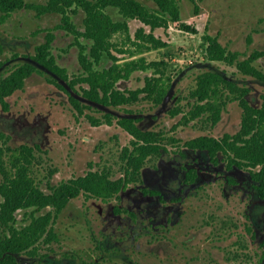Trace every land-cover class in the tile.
<instances>
[{
  "label": "rangeland",
  "instance_id": "obj_1",
  "mask_svg": "<svg viewBox=\"0 0 264 264\" xmlns=\"http://www.w3.org/2000/svg\"><path fill=\"white\" fill-rule=\"evenodd\" d=\"M27 1L44 4L47 0ZM138 1L152 10L156 8L152 0ZM177 1L181 6L180 22H171L168 29L157 31L169 46L144 55L149 62L164 60L168 63L163 77V82L170 87L165 102L157 107L142 95L136 103L126 107L93 105L91 110H86V115L103 120L106 112L111 111L115 118H137L140 128L162 131L167 137L177 136L183 141L206 134L221 137L238 132L242 110L238 102L230 100L231 96L227 97L229 103L216 126H211L207 116L178 126L190 109V94L196 87L198 75L206 71L218 72L249 87L250 102L254 106L261 105L264 82L243 75L236 66L210 61L204 37H216L229 50L242 53L241 59L252 50H264V0H195L198 14L194 12L195 3ZM110 13L116 20L121 18L115 8H111ZM84 17L82 12L73 16L78 26H82ZM60 22V14L37 18L34 11H16L6 24L0 25L6 62L0 74L33 61L36 47L45 41V33L37 31ZM185 26L196 31H187ZM137 28L139 24L133 22L131 31L135 33ZM57 33L53 52L58 64L67 69L71 77L77 76L81 67L74 37L61 31ZM249 35L253 37L251 46L247 44ZM123 39L125 36L116 35L114 40L122 42ZM127 57L120 55L121 63ZM261 62L264 66V60ZM111 63L107 58L104 66ZM39 70L27 80L24 90L8 99V111L0 106V131L10 135L9 145L13 148L22 144L39 145L35 170L41 188L47 191L50 186L85 175L91 169H107L113 178H120L123 150L132 137L116 121L112 125L102 123L93 127L88 116L80 114L71 103L69 93L52 82L53 75L45 69ZM143 77V73L135 72L130 81H122L120 85L137 90L145 86ZM76 89L80 92L79 86ZM69 92L73 97L82 98ZM178 109L182 113H178ZM208 159L206 152L193 151L182 144L169 145V151L150 159L144 166L145 187L159 190L165 200L185 198L186 207L174 210L171 223H168L170 215L165 205L157 198L144 197L141 185L139 189L121 193V201L104 203L81 196L71 201L54 223L60 240L48 248L41 246V252L50 255L48 260L54 264H70L73 256L91 254L94 247L103 242L112 252H117L98 264H129V260L132 263L138 260V264H259L264 253V199L245 169H236L230 174L236 184L226 188L219 178L216 184L205 186L209 174L199 177L193 186L185 185L186 170L202 168ZM225 165L221 162V166ZM2 178L0 171V182ZM121 207L131 210L135 218L123 213L113 216L114 210ZM27 219L25 212H19V225ZM171 236H176L174 242H170ZM182 242L193 247L192 250H186ZM133 248L141 252L138 257L131 254ZM22 257L27 259L26 255ZM87 260L85 258V262H89Z\"/></svg>",
  "mask_w": 264,
  "mask_h": 264
},
{
  "label": "trees",
  "instance_id": "obj_2",
  "mask_svg": "<svg viewBox=\"0 0 264 264\" xmlns=\"http://www.w3.org/2000/svg\"><path fill=\"white\" fill-rule=\"evenodd\" d=\"M154 1L160 12L137 0H47L45 4L0 0V25L9 19L11 13L25 8L35 11L38 17L54 13L62 16L60 25L43 30L46 32L45 42L37 46L33 60L53 75L52 82L59 89L69 93L71 103L80 114L86 115V110H91L93 105L126 107L136 103L142 95L159 106L165 102L170 88L163 82L168 63L164 60L149 62L144 55L168 47V43L152 31L167 26L168 21L179 22L181 17L176 0ZM109 8L117 9L124 19L146 23L152 31L140 28L133 34L129 23L123 19L115 20L108 12ZM80 11L85 15L82 26H78L73 19ZM185 27L188 31H196L190 26ZM58 29L67 31L75 38L81 67L77 76L71 77L67 69L58 64L53 53L55 31ZM116 35H123L125 39L115 41ZM204 39L210 61L236 66L243 75L264 82V66H261L264 50H252L241 59L242 53L227 49L216 37L206 35ZM247 44H253L251 35L247 38ZM4 54L5 48L0 38V73L6 65ZM120 55H127L128 59L121 63ZM107 58L113 63L105 67L103 63ZM37 67L26 62L0 74V106L3 111L9 110L8 99L25 89L27 79L38 71ZM137 71L154 73H149L145 78L144 87L121 91L119 83L128 80ZM196 82L190 94V109L178 126L190 124L204 116H207L211 126H216L229 103L227 97L231 96L230 100L238 102L242 110L239 131L221 137L200 135L183 141L177 136L167 137L162 131L143 130L137 125L138 120L133 118L118 119V124L132 137L130 145L123 150L122 176L118 179L113 178L112 172L107 169L90 170L70 181L50 186L46 191L41 188L35 170L39 146L22 144L13 148L9 145L10 135L0 131V171L3 176L0 182V264H21L24 254L37 257L41 246L58 242L59 235L54 223L73 199L85 196L103 202L121 201L123 189L130 184H143L142 168L150 159L169 150V145L178 147L182 144L190 150L208 153L215 163L222 159L230 168L245 169L264 198V95L261 105L254 106L248 98L251 92L249 87L241 86L214 71L199 74ZM78 86L81 93L76 89ZM69 90L81 94L83 100L73 97ZM85 101L89 103L85 104ZM176 111L182 113L180 109ZM86 116L94 125L113 123L112 114H105L103 120L89 114ZM196 178L197 171L188 170L187 181L195 182ZM143 191L150 195L158 194V191L148 188ZM22 211L29 219L19 225V212ZM124 211L130 214L126 209Z\"/></svg>",
  "mask_w": 264,
  "mask_h": 264
},
{
  "label": "flooded vegetation",
  "instance_id": "obj_3",
  "mask_svg": "<svg viewBox=\"0 0 264 264\" xmlns=\"http://www.w3.org/2000/svg\"><path fill=\"white\" fill-rule=\"evenodd\" d=\"M25 1H27V0H25ZM138 1V0H137ZM154 3H155V5H156V8H155V11H158V12H160V8H159V6H158V4L154 1V0H152ZM189 1H191V2H193V3H195V0H189ZM28 3H33V2H29V1H27ZM47 2V1H46ZM45 2V3H46ZM140 2V1H139ZM176 2H177V5L179 6V9H180V17H181V6L179 5V3H178V1L176 0ZM44 3V4H45ZM35 4V3H34ZM37 4H43V3H37ZM110 9L111 8H109L108 9V12H109V14H111L110 13ZM198 9H199V7H198V5L195 3V8H194V12H195V14H198L199 12H198ZM16 11H33V10H31V9H23V10H16ZM16 11H14L13 13H11V16L9 17V19L4 23V24H6L9 20H10V18L12 17V15L16 12ZM35 12V11H34ZM80 12H82V11H80ZM36 13V12H35ZM83 13V12H82ZM119 13V12H118ZM54 14H57V13H54ZM45 15H50V14H45ZM44 16V15H43ZM43 16H41V17H38L37 16V13H36V17L37 18H42ZM111 16H112V14H111ZM62 17V16H61ZM113 17V16H112ZM85 18V17H84ZM114 18V17H113ZM74 19V18H73ZM120 19H123V20H126L128 23H129V25H130V28L132 29V23L133 22H137V24H139V28H137V30L138 29H140V28H144L145 30H147L148 32H150V31H152V28L150 27V26H148L146 23H144V22H142V21H140V20H135V19H131V18H126V19H124L123 18V16L121 15V18ZM120 19H117V20H120ZM84 20V19H83ZM116 20V19H115ZM75 22V21H74ZM171 22H174V21H168V25L167 26H165V27H159V28H157V29H155L154 31H152V32H154V34L157 36V37H159V38H162L165 42H167L168 43V41L167 40H165V38H163L161 35L159 36L158 34H157V31L158 30H160V29H168L169 28V26H170V24H171ZM180 22V21H179ZM76 23V22H75ZM176 23V22H175ZM178 23V22H177ZM3 24V25H4ZM61 24V22L59 23V24H56V26H54L53 28H55V27H57L58 25H60ZM77 24V23H76ZM82 24H83V21H82ZM43 30H45L44 28L43 29H41V30H38V31H40V32H43V33H46L45 31H43ZM187 30V29H186ZM57 31H61V32H64L67 36H71V37H74L73 35H71L70 33H68L67 31H65V30H63V29H58V30H56L55 32H56V39L58 38V33H57ZM188 31V30H187ZM40 32H38V33H40ZM132 32V31H131ZM133 33V32H132ZM196 33V32H195ZM134 34V33H133ZM46 36V35H45ZM56 39H55V41H56ZM54 41V42H55ZM74 41H75V38H74ZM45 42V41H44ZM43 42V43H44ZM42 44V43H41ZM40 44V45H41ZM54 44V43H53ZM39 46V45H38ZM168 46H169V43H168ZM37 48V47H36ZM227 48V47H226ZM165 49V48H164ZM228 49V48H227ZM54 53V52H53ZM35 55H36V53H35ZM34 55V56H35ZM55 55V54H54ZM33 56V57H34ZM56 56V55H55ZM33 57H32V59H33ZM56 58H57V56H56ZM58 61V60H57ZM122 61V60H121ZM121 61H119V62H121ZM27 62H29V63H32V64H35L36 66H38L37 68H38V71L37 72H35V73H38L40 70L39 69H43L41 66H39L34 60L33 61H27ZM26 63V62H25ZM113 63V62H112ZM111 63V64H112ZM104 64V63H103ZM109 66V65H108ZM105 67H107V66H105ZM44 70V69H43ZM80 71H81V68H80V70H79V73H80ZM48 72V71H47ZM137 72H141V73H143L144 74V81H145V78L148 76V72L146 73V72H142V71H137ZM34 73V74H35ZM50 73V72H49ZM33 74V75H34ZM32 75V76H33ZM31 76V77H32ZM133 76V75H132ZM31 77H29V78H31ZM28 78V79H29ZM132 78V77H131ZM131 78H129L128 80H122V81H130V79ZM27 79V80H28ZM121 81V82H122ZM121 82L119 83V88H120V90L121 91H126V90H131L130 88H123L120 84H121ZM26 83H27V81H26ZM81 95V94H80ZM97 106V105H96ZM99 106H102V105H98L97 107H99ZM157 107H159V106H161V105H156ZM102 107H106V106H102ZM119 107H122V106H119ZM107 108H118V107H114V106H111V107H107ZM106 114H112L113 115V123L112 124H114V121H116V123L118 124V119H122V118H126V117H119V118H115V114H114V112H111V111H107L106 112ZM132 118V117H131ZM133 119H135V120H138V122H137V125H138V123L140 122V120L139 119H137V118H133ZM92 123V122H91ZM105 123V122H104ZM107 124V123H106ZM112 124H107V125H112ZM119 125V124H118ZM92 126L93 127H97V126H99V125H94L93 123H92ZM120 126V125H119ZM139 126V125H138ZM120 127H122V126H120ZM123 128V127H122ZM124 129V128H123ZM125 130V129H124ZM144 130V129H143ZM126 131V130H125ZM129 134V133H128ZM233 134V133H232ZM130 135V134H129ZM225 135V134H224ZM223 135V136H224ZM131 136V135H130ZM132 140V139H131ZM130 143H131V141H130ZM35 145H38V144H35ZM130 145V144H129ZM39 146V145H38ZM184 147V146H183ZM184 148H186V147H184ZM174 149V148H173ZM38 150V149H37ZM36 150V151H37ZM167 151H169V150H167ZM173 151V150H172ZM197 152H202V151H197ZM174 153H175V151H174ZM209 156V155H208ZM220 157H221V155H220ZM221 162H224L226 165L225 166H221ZM144 168V167H143ZM143 168H142V170H143ZM243 170V169H239V168H237V167H232V168H230V167H228V165H227V162L226 161H224V160H222V159H220V161L219 162H217V163H215L211 158H210V156H209V159L206 161V163L203 165V167L202 168H199V169H194V170H196L197 171V178H196V180H195V182H188L187 181V172H188V170H191V169H187L186 170V177H185V182H184V184L185 185H188V186H193L195 183H197V181H198V179H199V177H201V178H204L205 177V174H209L210 175V179H208L207 181H204V183H205V186H210V185H212V184H216V182H217V180L216 179H220V181H222V183H223V187L224 188H226V187H228V186H230V185H234V184H236L233 180H231V177H230V174H234L235 172V170ZM91 170H96V169H91ZM90 171V170H89ZM249 173V172H248ZM79 177V176H78ZM76 178V177H75ZM72 179H74V178H72ZM72 179H68V180H65V181H70V180H72ZM142 180H143V178H142ZM219 181V182H220ZM62 182H64V181H62ZM62 182H60V183H62ZM254 182V181H253ZM59 183V184H60ZM254 188L257 190V185H256V183L254 182ZM142 186V187H140V192H141V194L144 196V197H152V198H157L158 200H159V202L162 204V205H165L164 207H166L167 208V210H168V213H169V217H168V223H171L172 222V220H171V216H172V214H173V212H174V210H177L178 208H185L186 207V204H185V202H184V200H185V198L184 197H181V198H178V199H173V198H169V199H167V200H165L164 198H162L161 196H162V193L159 191V190H157V189H152V190H156V191H158V194H154V195H150V194H146L144 191H143V189L144 188H148V187H145L144 186V181H143V184H130L129 186H127L125 189H123V191L121 192V193H123V192H126L127 190H129V189H136V188H138L139 189V186ZM148 189H151V188H148ZM259 192V191H258ZM121 193H120V196H121ZM259 195H260V193H259ZM260 197H261V195H260ZM262 198V197H261ZM262 199H264V198H262ZM73 200H75V199H73ZM72 200V201H73ZM105 203V202H104ZM70 204V203H69ZM68 204V205H69ZM66 209V208H65ZM118 209H120V210H123V211H121V212H118L117 211V209H115L114 210V213H113V216H120L122 213L123 214H128L129 216H131V219H134L135 218V215H134V213L131 211V210H129V209H126L127 211H129L130 212V214L128 213V212H125L124 210V208L123 207H121V208H118ZM31 212L32 211H30L29 213L31 214ZM132 213V214H131ZM29 221V220H28ZM136 222V221H135ZM148 225H149V223H148ZM176 225H174V227H175ZM153 227H156V226H153ZM157 229H159V227H157ZM151 232H154L153 230L151 231ZM248 232H251V230L248 228ZM151 236H154V235H151ZM174 239H176V236L174 237V236H171L170 238H169V240H170V242H174ZM60 240V239H59ZM182 245L186 248V250H188V251H191L192 250V248L193 247H190L186 242H182ZM50 245H47V246H45L46 248H48ZM115 252H117V250L116 251H114V252H112V250H111V248H109V247H107L106 245H104V243L103 242H99L97 245H96V247H94V249H93V252L91 253V254H86V256H84V257H81V256H73L72 257V261H70L71 263L70 264H98V262L99 261H104V260H109L110 259V257L111 256H113L114 257V255H115ZM131 254L133 255V256H139V254H141V252L140 251H138V250H136L135 248H133L132 250H131ZM25 255V254H24ZM27 256V255H26ZM85 258H86V260L87 261H89V262H85ZM48 259H50V255H48V254H45V253H42L41 252V250H40V254L37 256V257H30V256H27V259L25 260L23 257H22V262H21V264H54V263H52V262H50ZM130 259V258H129ZM49 261V262H48ZM137 261L138 260H135V262L134 263H132V262H130V260H129V264L131 263V264H138L137 263ZM259 264H264V253L261 255V258H260V261H259Z\"/></svg>",
  "mask_w": 264,
  "mask_h": 264
},
{
  "label": "crops",
  "instance_id": "obj_4",
  "mask_svg": "<svg viewBox=\"0 0 264 264\" xmlns=\"http://www.w3.org/2000/svg\"><path fill=\"white\" fill-rule=\"evenodd\" d=\"M55 26H56V25H55ZM51 28L53 29V27H50V29H51ZM44 29L46 30V29H49V28H44ZM45 35H46V33H45Z\"/></svg>",
  "mask_w": 264,
  "mask_h": 264
}]
</instances>
